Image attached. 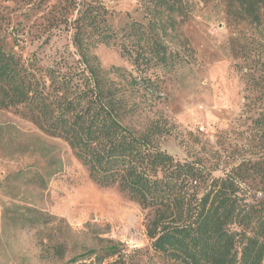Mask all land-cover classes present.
I'll list each match as a JSON object with an SVG mask.
<instances>
[{
	"label": "trees",
	"instance_id": "1",
	"mask_svg": "<svg viewBox=\"0 0 264 264\" xmlns=\"http://www.w3.org/2000/svg\"><path fill=\"white\" fill-rule=\"evenodd\" d=\"M65 2L71 17L58 30L69 46L49 62L0 42V108H13L23 121L62 140L98 187L116 188L137 202L158 258L264 264V40L234 51L243 86L237 118L210 151L180 161L161 148L162 127L150 122L138 132L125 120L138 110L137 97L161 94L159 72L177 64L165 36L172 16L185 12V1L137 0L145 19L115 28L101 1ZM236 3L264 28V0ZM101 45L117 49L131 70L104 69L94 54ZM123 254L111 245L88 257L90 264H103Z\"/></svg>",
	"mask_w": 264,
	"mask_h": 264
},
{
	"label": "rangeland",
	"instance_id": "2",
	"mask_svg": "<svg viewBox=\"0 0 264 264\" xmlns=\"http://www.w3.org/2000/svg\"><path fill=\"white\" fill-rule=\"evenodd\" d=\"M98 1L114 28L145 19L137 0ZM184 1L185 12L166 22L173 29L167 27L165 42L178 62L159 72L161 94L137 97L138 110L125 120L138 132L150 122L162 127L161 148L180 161L210 151L237 118L243 86L234 51L264 40V28L243 15L236 0ZM66 4L0 0V42L49 62L69 46L58 30L71 17ZM94 54L104 69L131 70L117 49L101 45ZM145 217L116 188L91 182L62 140L23 121L13 108H0V264H90L91 251L111 245L124 256L103 264H174L152 252Z\"/></svg>",
	"mask_w": 264,
	"mask_h": 264
}]
</instances>
